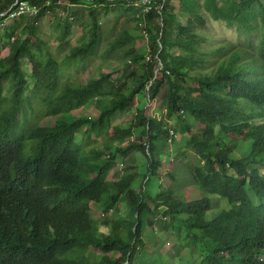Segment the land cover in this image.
Listing matches in <instances>:
<instances>
[{
  "label": "trees",
  "instance_id": "trees-1",
  "mask_svg": "<svg viewBox=\"0 0 264 264\" xmlns=\"http://www.w3.org/2000/svg\"><path fill=\"white\" fill-rule=\"evenodd\" d=\"M22 1L38 14L1 16L16 0H0V264H139L148 226H166L164 219L186 233L194 264H264V2L167 0L146 16L124 9L119 15L146 27L139 38L122 32L103 53L104 64L117 58L127 67L125 79L100 71L93 82L59 83L64 68L100 53L102 17L120 9L108 0ZM64 5L70 12L62 19L57 10ZM78 5L88 13L80 44L61 62L40 25L58 15L61 50L79 23L82 12L71 10ZM207 19L249 39L260 33V44L205 52ZM141 39L148 48L137 50ZM165 85L167 117L148 116L141 104L156 101ZM35 101L63 124L33 123ZM93 104L95 114L74 115ZM134 110L135 122L115 125L119 113ZM172 119L187 136L175 160L199 158L190 169L203 199L181 200L158 181L167 146L176 141ZM246 141L249 154L235 153ZM134 153L146 157L144 169L125 165L110 180Z\"/></svg>",
  "mask_w": 264,
  "mask_h": 264
},
{
  "label": "rangeland",
  "instance_id": "rangeland-1",
  "mask_svg": "<svg viewBox=\"0 0 264 264\" xmlns=\"http://www.w3.org/2000/svg\"><path fill=\"white\" fill-rule=\"evenodd\" d=\"M17 1V0H16ZM264 2V0H261ZM67 4V3H66ZM69 4V3H68ZM178 6V4H176ZM67 6H62L59 8L57 12L61 15V18L64 19L68 16L69 12L65 9ZM118 7L120 10L118 12H111L102 17L103 22V30H104V41L103 48L100 50V53L88 61H84L78 63L77 65H72L71 67H67L63 69V75L60 77L59 83L64 82L67 79L76 80L79 82H93L98 79V73L102 71L107 75H111L114 80L125 79L126 73L128 71L127 67H124L117 58L110 59L106 64H104V56L103 53L107 50L111 44V42L115 41L122 32H129L133 38H139L141 36H145V25H139L132 23L130 18L126 15H119L121 11H125L124 9H128L126 5L119 4ZM72 11L82 12V15L79 18V23L75 24L70 30V37L67 39L69 44L66 45L61 50L57 47L58 43L55 39L54 25L57 22V16L55 14H49L44 20H42L40 28L44 33V36L50 40L52 45V50L54 51L56 57L59 61L64 60L65 54L70 50L72 46L80 44V37L82 35V28L80 24L87 19L88 13L86 11V7L84 5H78L71 8ZM120 16V18H117ZM184 23V21L182 22ZM13 21H5V26H12ZM201 33H205L206 36L209 37L207 43L204 44L203 51L209 52L211 50L217 49L220 45H224L226 43H232L238 45V47L247 48L246 45L252 43L255 48L260 44L261 35L260 33L252 34L251 38H247L246 36L240 35L236 29H229L225 23H214L211 20L207 19L205 28H202ZM2 47V55L8 54L9 50L5 46ZM148 48V40L141 39L137 42V50L139 49H147ZM256 50V49H253ZM103 67V69H101ZM26 68L32 69L31 65H26ZM100 78V77H99ZM168 96V85H165L162 89V92L159 98L148 104V100L144 99V103L141 106L146 104V113L148 116L158 117L159 119H163L167 117L166 108V99ZM35 110L30 111V120L33 123H37L39 125H54V124H63V120L57 119L53 116H47L43 113L45 112L44 104L34 102ZM38 106V107H37ZM97 108L96 105L93 104L86 109L75 112V116H81L83 114H95ZM98 115V113H97ZM136 115V110L132 112H122L119 113L118 119L115 121V125H124L129 126L133 122H135L134 118ZM22 119V115L19 116ZM67 119L72 121L74 118L68 116ZM170 129L176 131L178 133V138L174 141L173 144H168L166 159H164L165 164L160 169L159 172V182L162 188L168 189L171 188L174 191V196L184 201H196L204 198V192L200 190V188H196V184L194 182V178L191 172L190 167H193L195 164L199 163V158L191 153H187L188 156L180 157V160H175L176 155L178 153H183L182 145L183 141H187V136L182 135V128L177 119H172L170 121ZM137 141V137L134 138ZM35 143L34 140H28L27 144ZM80 143H83L82 138L80 137ZM102 141L95 144H101ZM179 145V146H178ZM251 148V142L246 141L244 146L237 149L235 153H240L244 155H248ZM243 155V156H244ZM119 166L113 170L109 176L110 180H117L119 176L124 172V166L132 167L137 166L139 168L144 169L143 164H147L148 161L146 157L140 153H134L130 157H127ZM153 182L147 185L148 190L151 192ZM140 184V182H139ZM217 203V206H225L219 199H214ZM224 201V200H223ZM226 204L227 202L224 201ZM101 211H94L92 213L93 217L98 218ZM157 213V211H155ZM160 215V214H158ZM212 215V214H211ZM162 219V215L158 217ZM167 222L166 226L154 225L153 227L148 226L146 230V237L148 242L142 252L137 256V263L139 264H151V263H161L164 264H194L193 261V249L189 245L186 233L182 232L180 235L174 230L172 225L176 226L175 223H170L169 219H164ZM105 232H108L105 229Z\"/></svg>",
  "mask_w": 264,
  "mask_h": 264
},
{
  "label": "built area",
  "instance_id": "built-area-1",
  "mask_svg": "<svg viewBox=\"0 0 264 264\" xmlns=\"http://www.w3.org/2000/svg\"><path fill=\"white\" fill-rule=\"evenodd\" d=\"M115 6L119 4H124L127 8H135L139 9L143 15H149L153 13L159 6H162V1L166 2L167 0H108ZM164 9V6H163ZM38 14V8L34 5H31L27 2H23L22 0H17L16 3L12 6V8L1 16L9 15V18L21 16V15H29L30 17H34ZM174 134V133H173ZM149 151V146H148Z\"/></svg>",
  "mask_w": 264,
  "mask_h": 264
},
{
  "label": "clouds",
  "instance_id": "clouds-1",
  "mask_svg": "<svg viewBox=\"0 0 264 264\" xmlns=\"http://www.w3.org/2000/svg\"><path fill=\"white\" fill-rule=\"evenodd\" d=\"M114 7H116L115 5H113ZM149 89H150V87H149ZM174 133V134H173ZM171 137L172 138H174V139H177L178 138V133H176V131H174V130H172L171 131ZM171 138V139H172ZM174 143V141H172V140H170V143L169 144H173ZM146 146H147V144H145ZM168 147V146H167ZM148 149V148H147ZM148 151V150H147ZM149 152V151H148Z\"/></svg>",
  "mask_w": 264,
  "mask_h": 264
}]
</instances>
